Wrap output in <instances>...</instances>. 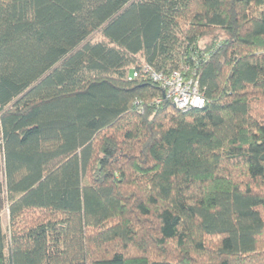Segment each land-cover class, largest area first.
Here are the masks:
<instances>
[{
    "label": "trees",
    "instance_id": "trees-1",
    "mask_svg": "<svg viewBox=\"0 0 264 264\" xmlns=\"http://www.w3.org/2000/svg\"><path fill=\"white\" fill-rule=\"evenodd\" d=\"M1 164L0 264H264V0H0Z\"/></svg>",
    "mask_w": 264,
    "mask_h": 264
},
{
    "label": "built area",
    "instance_id": "built-area-1",
    "mask_svg": "<svg viewBox=\"0 0 264 264\" xmlns=\"http://www.w3.org/2000/svg\"><path fill=\"white\" fill-rule=\"evenodd\" d=\"M142 71L154 82H157L163 90V97L181 110L201 108L204 105V97L200 91L198 81L194 77H186L178 71L162 73L155 71L151 66L144 65ZM137 76V72H133ZM162 98L155 99L160 103Z\"/></svg>",
    "mask_w": 264,
    "mask_h": 264
},
{
    "label": "rangeland",
    "instance_id": "rangeland-1",
    "mask_svg": "<svg viewBox=\"0 0 264 264\" xmlns=\"http://www.w3.org/2000/svg\"><path fill=\"white\" fill-rule=\"evenodd\" d=\"M211 36L209 35V36L204 37L200 41V45L203 47L206 43H208L210 38H211ZM0 180L1 181L4 180L2 164L0 165ZM0 217H1L2 227H3L4 231H5V233L8 234L9 222H8V210H7V205L6 204H4V206H3V209L1 211Z\"/></svg>",
    "mask_w": 264,
    "mask_h": 264
}]
</instances>
